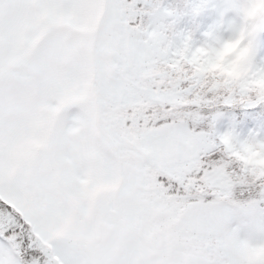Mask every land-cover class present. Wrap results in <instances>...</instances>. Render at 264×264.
<instances>
[{"label":"snow or ice","instance_id":"snow-or-ice-1","mask_svg":"<svg viewBox=\"0 0 264 264\" xmlns=\"http://www.w3.org/2000/svg\"><path fill=\"white\" fill-rule=\"evenodd\" d=\"M261 33L264 0H0V264H264Z\"/></svg>","mask_w":264,"mask_h":264},{"label":"rangeland","instance_id":"rangeland-1","mask_svg":"<svg viewBox=\"0 0 264 264\" xmlns=\"http://www.w3.org/2000/svg\"><path fill=\"white\" fill-rule=\"evenodd\" d=\"M210 17H211L210 24H209V26L207 28L211 27L216 22V17H215L214 12H212V15ZM222 34L224 35L225 38H227L229 35H231V32H230V30L227 27V22H226V24L224 26ZM199 42L196 43V44L198 45ZM257 60L258 61L264 60V34L263 33H261L258 36V39H257Z\"/></svg>","mask_w":264,"mask_h":264},{"label":"trees","instance_id":"trees-1","mask_svg":"<svg viewBox=\"0 0 264 264\" xmlns=\"http://www.w3.org/2000/svg\"><path fill=\"white\" fill-rule=\"evenodd\" d=\"M211 11H209L208 13L205 14L204 18L203 19H200L198 21V26H197V29H192L191 28V22H182L181 25H180V29L182 31H185L186 30V25H188V28H187V31H192V35H193V41L195 42L196 40L195 39H198V38H202L203 37V34L205 33V31L207 30L206 29V18L208 16V14L210 13Z\"/></svg>","mask_w":264,"mask_h":264}]
</instances>
